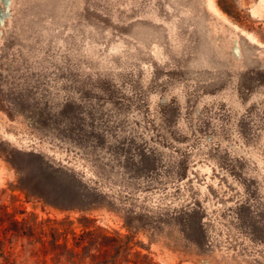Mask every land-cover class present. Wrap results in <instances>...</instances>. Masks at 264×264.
Returning <instances> with one entry per match:
<instances>
[{"label": "rangeland", "instance_id": "374dc122", "mask_svg": "<svg viewBox=\"0 0 264 264\" xmlns=\"http://www.w3.org/2000/svg\"><path fill=\"white\" fill-rule=\"evenodd\" d=\"M1 248L264 264V0H0Z\"/></svg>", "mask_w": 264, "mask_h": 264}, {"label": "trees", "instance_id": "16d2710c", "mask_svg": "<svg viewBox=\"0 0 264 264\" xmlns=\"http://www.w3.org/2000/svg\"><path fill=\"white\" fill-rule=\"evenodd\" d=\"M18 226V223L13 221L11 222L10 226L3 229V234L5 235H9L10 237L13 236V237H18V232L16 231V227ZM52 244L54 245L53 247H58V244H55L54 242H52ZM0 253L2 254L3 253V250L2 248L0 249Z\"/></svg>", "mask_w": 264, "mask_h": 264}]
</instances>
